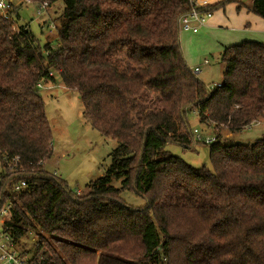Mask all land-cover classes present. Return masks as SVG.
Segmentation results:
<instances>
[{
  "label": "trees",
  "instance_id": "trees-1",
  "mask_svg": "<svg viewBox=\"0 0 264 264\" xmlns=\"http://www.w3.org/2000/svg\"><path fill=\"white\" fill-rule=\"evenodd\" d=\"M33 1L62 5L44 44L29 24L13 30L11 9L9 18L0 16V212L9 205L1 227L17 245L32 238L29 262L264 264V136L251 144L220 140L222 127L238 132L264 116V42L224 46L223 80L209 88L182 51L179 20L189 0ZM226 3L264 19V0L220 6ZM216 8L199 10L213 15ZM122 57L129 69H121ZM55 72L78 92L92 127L118 143L109 169L84 194L43 165L53 132L40 88L56 83ZM144 87L152 108L138 98ZM104 95L112 102L124 95L129 105L108 112ZM190 109L214 128L211 167L166 149L207 144L189 125ZM15 156L16 167L7 168ZM122 189L146 205L127 204Z\"/></svg>",
  "mask_w": 264,
  "mask_h": 264
},
{
  "label": "rangeland",
  "instance_id": "rangeland-1",
  "mask_svg": "<svg viewBox=\"0 0 264 264\" xmlns=\"http://www.w3.org/2000/svg\"><path fill=\"white\" fill-rule=\"evenodd\" d=\"M8 1L13 11V13H10V21L14 31H17L20 25L29 24L31 30L42 44L46 40L53 38L52 34L55 33L54 19L61 12V3L58 2L54 6L47 5L45 9L39 12V2L33 0ZM243 1L248 3L251 0ZM17 11H19L18 19L14 17ZM238 43H242V41ZM223 48L224 46L219 51L216 48L204 46L200 50L199 58H201V61L192 66V69L196 66L201 67V72L197 73V75L209 88L214 84L221 83L223 80L224 65L221 63V51H223ZM206 58L210 62L207 65L203 64ZM120 62L121 69L130 68L124 57H122ZM54 75L56 76V83H46L40 88L53 132V153L43 162V165L48 171L59 174L70 189L84 194L89 191L88 185L90 182L107 172L111 165V153L118 143L92 127L84 117V106L78 92L68 90L63 84L61 77L56 72ZM124 88L126 91L129 90L127 85ZM139 92L142 94L138 95L142 104L147 108H152L155 104L153 93L145 87ZM110 98L111 95H104L102 102V106L108 112L120 113L129 105L123 100L124 95L116 96L113 102L110 101ZM187 118L190 127L193 130L198 129L203 137L216 135L213 126L200 122L196 110L190 109L187 112ZM263 136L264 116L257 123L238 132H231L229 128L222 127L220 140L226 145L251 144ZM166 149L194 167L203 165L211 167L208 143L197 144L193 149H186L178 144L168 143ZM1 166L0 161V180ZM7 168H9L8 164ZM111 184L116 188H121L122 181L114 178ZM120 195L127 204L132 206L141 207L147 203L144 197L137 195L130 189H122ZM6 218V215L0 214V229H2V223ZM25 241V237L20 239L17 245L18 249L31 256L34 251L28 252V249L33 245L32 238L28 240L29 245Z\"/></svg>",
  "mask_w": 264,
  "mask_h": 264
},
{
  "label": "crops",
  "instance_id": "crops-1",
  "mask_svg": "<svg viewBox=\"0 0 264 264\" xmlns=\"http://www.w3.org/2000/svg\"><path fill=\"white\" fill-rule=\"evenodd\" d=\"M223 1L225 0H198L202 5L217 6V8L206 25L201 26L197 31H180L182 51L191 69L193 64L201 61L200 50L204 46L220 51L222 46L237 44L244 40L264 42V19L247 7H239L237 3L220 6ZM252 1L246 2L247 5L251 6ZM205 60L208 62L206 63ZM205 60L203 64L210 63L208 58Z\"/></svg>",
  "mask_w": 264,
  "mask_h": 264
},
{
  "label": "built area",
  "instance_id": "built-area-1",
  "mask_svg": "<svg viewBox=\"0 0 264 264\" xmlns=\"http://www.w3.org/2000/svg\"><path fill=\"white\" fill-rule=\"evenodd\" d=\"M190 11L183 16L180 17L179 25L180 30H190L197 31L201 26L206 25L207 20L212 16L211 12L208 11H200L199 8H204L208 5H202L198 0H189ZM47 2H43L39 6V12L45 9ZM11 9L10 2L8 0H0V16L4 18H9L8 11ZM207 63L208 60H205ZM192 71L197 74L200 72V67L196 66L192 69ZM221 83L215 84V86H220ZM196 133L197 139L204 140L206 143H211L215 141L214 137H203L201 133H199L198 129H194ZM19 161V157L15 156L8 163L9 168L16 167ZM25 185V182L22 181L19 185L16 186V190H20L22 186ZM9 205L6 208L2 209L0 214L7 215L8 214ZM4 222V221H3ZM29 255H22L18 250L17 244L14 240V237L10 234L6 229H0V264H31L29 262ZM33 264V263H32ZM39 264V263H34Z\"/></svg>",
  "mask_w": 264,
  "mask_h": 264
}]
</instances>
